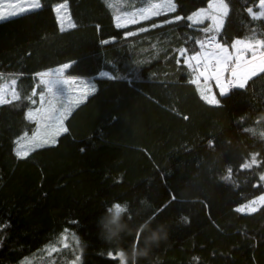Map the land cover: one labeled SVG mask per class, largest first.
<instances>
[{
    "label": "trees",
    "instance_id": "trees-1",
    "mask_svg": "<svg viewBox=\"0 0 264 264\" xmlns=\"http://www.w3.org/2000/svg\"><path fill=\"white\" fill-rule=\"evenodd\" d=\"M111 1L66 0L76 27L63 32L53 8L65 0L0 20V76L15 79L21 97L0 105V264H120L113 257L135 235L117 245L98 224L114 202L133 223L161 208L153 223L169 222L167 241L139 264H264V206L236 211L264 194V74L209 105L179 56L199 50L211 21L187 17L208 0H174L175 12L126 28L116 27V9L142 0ZM225 2L221 43L264 39V17L247 12H259V0ZM65 63L66 75L94 79L96 91L72 109L55 145L18 158L16 142L36 129L26 119L37 106L28 97L43 90L36 74ZM253 155L257 164L243 169Z\"/></svg>",
    "mask_w": 264,
    "mask_h": 264
},
{
    "label": "snow or ice",
    "instance_id": "snow-or-ice-1",
    "mask_svg": "<svg viewBox=\"0 0 264 264\" xmlns=\"http://www.w3.org/2000/svg\"><path fill=\"white\" fill-rule=\"evenodd\" d=\"M27 2V7L21 2L9 4V7L13 10L7 16L0 11V19L23 16L42 7L41 0H27ZM142 2L144 6L136 7L133 11H123L116 15L114 17L116 27L126 28L128 25L140 24L176 11L174 0H157V2L142 0ZM259 8L260 11L255 12L252 7H248L247 12L253 19L264 17V0H259ZM53 11L56 13L60 31L63 32L76 27L71 21L70 15H68L66 0L64 3L57 4ZM228 13L229 6L225 0H208L207 8L200 9L187 17L188 21L198 24H203L205 20L211 21L208 27L202 29L205 38L195 41L199 50L194 51L191 55L188 54L187 48L179 50V56L183 58L184 65L194 73V78L190 83L197 86L200 98L213 106H220L221 100L228 97L233 90L246 89L249 81L264 74V39H257L255 36L247 40L235 39L231 45L221 43L218 39L223 28L224 18L227 17ZM181 19L183 17L176 15L173 19L164 20L162 24L152 23L151 28L155 29ZM65 23H67V29L64 26ZM148 30L144 27L139 29L140 32ZM126 35L130 37L135 33L129 31ZM103 43L107 44L109 41L105 40ZM177 64H180V59H177ZM70 66L69 63H65L57 69L36 74L40 84L44 86V90L39 93V107L29 109L26 113V119L35 122L36 130L32 132L31 136L25 133L16 142L15 154L18 158L27 157L30 152L46 145H55L57 137L68 131L64 121L72 109L87 99L90 92L94 93L96 91L94 86L86 84L77 77L65 76L64 72ZM101 75L107 77L108 73L104 72ZM201 83H203V87ZM210 83L215 84L217 92H213L212 88L208 87ZM16 84L15 79L11 80L8 85L0 84V105L11 104L21 99ZM36 95L34 88L32 96L28 97L33 105L37 104V100L32 98ZM248 131L253 130L248 129ZM20 141H23V143ZM256 164L257 158L253 155L251 163H244L241 167L249 169ZM228 172L230 177L231 169ZM260 180L264 181V175L260 176ZM259 206H264V195L238 207L236 211L255 213L259 210ZM114 208L117 215L126 211V208H121L119 204L114 205ZM111 210L109 209V211ZM161 211H163V208L154 213V220ZM140 238L141 233H136L135 241L137 243L140 242ZM64 239L66 240L67 237L65 236ZM68 246L67 243L64 244V247ZM55 250L57 249H52V251ZM109 255L112 256L113 254L109 253ZM117 257L120 264H124L123 253L118 252L113 258ZM76 259L79 260V257L77 256Z\"/></svg>",
    "mask_w": 264,
    "mask_h": 264
},
{
    "label": "clouds",
    "instance_id": "clouds-1",
    "mask_svg": "<svg viewBox=\"0 0 264 264\" xmlns=\"http://www.w3.org/2000/svg\"><path fill=\"white\" fill-rule=\"evenodd\" d=\"M119 204L121 208H126V204L114 202L112 206L106 209V212L99 218L98 224L105 239L120 244L127 235H136L141 233L140 242L135 240L129 249L121 247L119 250L123 253L124 264H139L140 260H149L155 248L161 243L167 241L169 235V222H154L153 216L133 223L126 217L125 212L116 214L114 205ZM109 209H112L109 211Z\"/></svg>",
    "mask_w": 264,
    "mask_h": 264
},
{
    "label": "rangeland",
    "instance_id": "rangeland-1",
    "mask_svg": "<svg viewBox=\"0 0 264 264\" xmlns=\"http://www.w3.org/2000/svg\"><path fill=\"white\" fill-rule=\"evenodd\" d=\"M119 0H112L111 1V4H115L116 2H118ZM13 2H21V3H23L24 4V6L25 7H27L28 6V2H27V0H0V11H2L3 12V14L5 15V16H7V14L10 12V11H12L13 9H11L10 7H9V4H11V3H13ZM141 7V6H140ZM135 8H133L131 11H133ZM201 9H204V8H201ZM200 10V9H199ZM63 11V10H62ZM116 11H117V15L118 14H120L121 12H123V10L121 11L119 8L118 9H116ZM67 12H68V9H67ZM68 15H69V13H68ZM192 15V14H191ZM0 20H3V19H0ZM193 23H195V22H193ZM65 28H67V23H65ZM59 68V67H58ZM55 69H57V68H55ZM54 70V69H53ZM51 71V70H50ZM64 75L65 76H68V75H66V73L64 72ZM73 77H75V76H73ZM77 78H79L80 80H82V81H84L86 84H89V85H92V86H94L95 88H97V84H96V82L94 81V79L92 80V79H88V78H80V77H77ZM11 80H13L12 78H10V76H8V77H5V76H0V84H3V85H8V84H10V82H11ZM37 83H39L40 84V80L39 81H37ZM208 87H211L212 88V90H213V92H216V86L214 85V83H211V85H209ZM41 89H43L44 90V86L41 88ZM42 90V91H43ZM37 93V95H36V98H37V96H38V100H37V106H35V107H39V93L38 92H36ZM91 94V92L89 93V95ZM88 95V96H89ZM218 98V97H217ZM219 99V98H218ZM64 125H65V123H64ZM36 130V129H35ZM34 130V131H35ZM29 136H31V134H28ZM58 138V137H57ZM21 143H23V141H20ZM17 147V146H16ZM264 175V174H263ZM262 195H264V194H262ZM260 197V196H259ZM258 198V197H257ZM257 198H255V199H252V200H256ZM252 200H250V201H252ZM249 201V202H250ZM249 202H247V203H245V204H243V205H246V204H248ZM242 206V205H241ZM240 207V206H239ZM261 206H259V208H260Z\"/></svg>",
    "mask_w": 264,
    "mask_h": 264
},
{
    "label": "crops",
    "instance_id": "crops-1",
    "mask_svg": "<svg viewBox=\"0 0 264 264\" xmlns=\"http://www.w3.org/2000/svg\"><path fill=\"white\" fill-rule=\"evenodd\" d=\"M209 85H211V83H210ZM209 85H208V86H209ZM201 86L203 87V83H201Z\"/></svg>",
    "mask_w": 264,
    "mask_h": 264
}]
</instances>
